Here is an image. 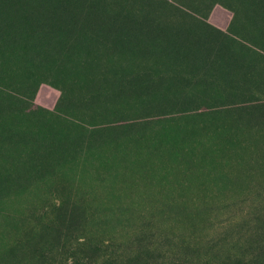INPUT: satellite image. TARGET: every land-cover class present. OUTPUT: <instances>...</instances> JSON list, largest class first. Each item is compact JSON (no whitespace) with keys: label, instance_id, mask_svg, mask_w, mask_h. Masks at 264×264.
Returning <instances> with one entry per match:
<instances>
[{"label":"rangeland","instance_id":"1","mask_svg":"<svg viewBox=\"0 0 264 264\" xmlns=\"http://www.w3.org/2000/svg\"><path fill=\"white\" fill-rule=\"evenodd\" d=\"M0 264H264V0H0Z\"/></svg>","mask_w":264,"mask_h":264}]
</instances>
